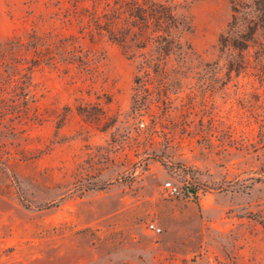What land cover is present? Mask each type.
Returning <instances> with one entry per match:
<instances>
[{"label":"rangeland","instance_id":"374dc122","mask_svg":"<svg viewBox=\"0 0 264 264\" xmlns=\"http://www.w3.org/2000/svg\"><path fill=\"white\" fill-rule=\"evenodd\" d=\"M72 1L0 0V264H264V76L220 59L232 0H157L193 50L164 66Z\"/></svg>","mask_w":264,"mask_h":264},{"label":"trees","instance_id":"16d2710c","mask_svg":"<svg viewBox=\"0 0 264 264\" xmlns=\"http://www.w3.org/2000/svg\"><path fill=\"white\" fill-rule=\"evenodd\" d=\"M72 3L80 31L91 40L107 37L123 46L131 57L139 58L144 66L192 62L193 50L178 34L186 23L176 4L157 0H73ZM231 4V19L218 40L220 59L229 68L230 77L233 72L240 75L248 69L264 76V0H232ZM33 42L34 58L26 72L22 65L16 64V58L10 62L12 90L22 80L31 85L34 66L46 58L40 48V37L34 34ZM2 44L18 46L19 42L9 40ZM50 58L54 60V56Z\"/></svg>","mask_w":264,"mask_h":264},{"label":"built area","instance_id":"2783aa9c","mask_svg":"<svg viewBox=\"0 0 264 264\" xmlns=\"http://www.w3.org/2000/svg\"><path fill=\"white\" fill-rule=\"evenodd\" d=\"M164 188L169 192L171 195H178L180 193V188L176 184H174L172 181H168L165 183ZM150 226L155 229L160 231L161 229L157 227L154 223H151Z\"/></svg>","mask_w":264,"mask_h":264}]
</instances>
